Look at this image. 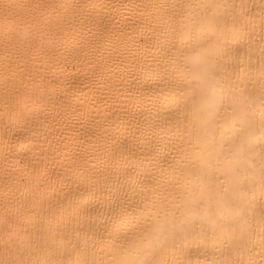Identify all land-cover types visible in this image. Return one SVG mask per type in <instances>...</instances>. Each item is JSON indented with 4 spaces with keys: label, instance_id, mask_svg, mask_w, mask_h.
Returning a JSON list of instances; mask_svg holds the SVG:
<instances>
[{
    "label": "bare ground",
    "instance_id": "6f19581e",
    "mask_svg": "<svg viewBox=\"0 0 264 264\" xmlns=\"http://www.w3.org/2000/svg\"><path fill=\"white\" fill-rule=\"evenodd\" d=\"M6 3L0 264H264V0ZM210 78L219 163L177 133Z\"/></svg>",
    "mask_w": 264,
    "mask_h": 264
},
{
    "label": "snow or ice",
    "instance_id": "6c2138e0",
    "mask_svg": "<svg viewBox=\"0 0 264 264\" xmlns=\"http://www.w3.org/2000/svg\"><path fill=\"white\" fill-rule=\"evenodd\" d=\"M19 7L18 5L13 4H3L0 6V11L3 12L4 19L7 21L10 18L15 16L13 9ZM63 7V6H62ZM220 87V83L215 80V78H210L207 82L200 83L197 82L195 84L189 85V90L193 92V104L196 107V111L185 113L184 120L180 121V124L185 126L184 131L181 132L180 127H177V133L182 138L186 135H189L187 132V127L189 125L192 126L193 129H196L197 125L193 124V115H195L196 120L201 125H204L206 130L204 136L201 137L198 132L192 134V139L187 140L188 145L193 149L195 152H201L203 150L202 145H207L209 147L214 148L215 150L211 153L213 160L215 163H219L220 156L222 154L223 149H225L226 145L223 143L224 136L229 135V131L221 133L220 141H217V132L213 129V125L211 123V116L210 114L206 113L205 109L206 106L211 103L213 106L217 102H220V111H231V105L228 108L223 106V97H217L215 95V89ZM262 102H264V94L261 96ZM219 113L216 112L215 115ZM233 120L232 127H237L239 125V120L235 119V113L231 117ZM261 139L264 140V112L261 113V129H260ZM235 140L239 139L238 137L233 138ZM216 183L218 185L224 184V176L218 175L216 176ZM211 190L210 189H201L200 195L190 201V205L193 208L198 207H207L211 200ZM262 201H264V196L261 197ZM261 216L264 218V203L261 205ZM220 220H223V216H220ZM189 223H197L198 221L194 220L191 216L188 218ZM262 227H264V219H262Z\"/></svg>",
    "mask_w": 264,
    "mask_h": 264
}]
</instances>
